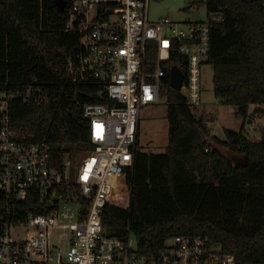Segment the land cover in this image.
<instances>
[{
  "label": "trees",
  "instance_id": "obj_1",
  "mask_svg": "<svg viewBox=\"0 0 264 264\" xmlns=\"http://www.w3.org/2000/svg\"><path fill=\"white\" fill-rule=\"evenodd\" d=\"M69 0H67L68 2ZM211 21L208 63L214 93L237 107L244 124L251 111L264 115V0H203ZM68 15L55 0H0V90L17 91L38 79L49 104L11 103V136L20 143L46 142L62 163L66 154L91 149L84 106L104 102L93 85L71 83L67 62L82 50V37L66 32ZM155 45V44H154ZM149 59H157V50ZM186 57L173 52L168 73L169 141L162 153L144 152L137 139L135 164L125 184L107 198L109 234L130 227L141 252H155L176 235L207 236L240 264L264 262V139L225 130L230 154L208 149L211 129L182 93L171 86L174 66L187 72ZM245 156L248 165L231 154ZM36 201L24 203L34 211Z\"/></svg>",
  "mask_w": 264,
  "mask_h": 264
},
{
  "label": "built area",
  "instance_id": "obj_2",
  "mask_svg": "<svg viewBox=\"0 0 264 264\" xmlns=\"http://www.w3.org/2000/svg\"><path fill=\"white\" fill-rule=\"evenodd\" d=\"M65 1L66 32L82 37L67 62L70 81L95 86L104 102L83 109L91 149L59 163L50 144L11 136V103L49 104L45 82L0 90V264H240L207 236L176 235L144 253L129 226L109 234L103 222L108 196L135 164L142 109L167 100L163 64L173 52L186 57L180 92L190 107L201 105L211 21H153L152 0ZM28 199L34 211L25 210Z\"/></svg>",
  "mask_w": 264,
  "mask_h": 264
},
{
  "label": "rangeland",
  "instance_id": "obj_3",
  "mask_svg": "<svg viewBox=\"0 0 264 264\" xmlns=\"http://www.w3.org/2000/svg\"><path fill=\"white\" fill-rule=\"evenodd\" d=\"M203 0H152L149 6L151 20L169 17L177 22H204L208 20V11L205 6L199 7L195 3ZM214 68L206 63L203 66L202 102L197 108V115H202L211 129L208 137V149L217 148L230 154L223 144L226 139L225 130L236 132L245 125L247 137L255 142L264 139V115L251 111V115L244 124V119L237 115V107L226 104L218 99L214 93ZM168 103L163 100L160 104L144 107L140 113V146L144 152L162 153L166 150L169 141V121L167 118ZM78 156L83 153L78 152ZM235 158H243L235 153Z\"/></svg>",
  "mask_w": 264,
  "mask_h": 264
},
{
  "label": "water",
  "instance_id": "obj_4",
  "mask_svg": "<svg viewBox=\"0 0 264 264\" xmlns=\"http://www.w3.org/2000/svg\"><path fill=\"white\" fill-rule=\"evenodd\" d=\"M57 6L60 8V10L64 11L66 8V1L65 0H55ZM171 86L175 89L180 91L181 87L183 85L184 79H185V73L182 71L178 66H174L171 69ZM235 161L239 164L248 165V159L247 157L243 158H235Z\"/></svg>",
  "mask_w": 264,
  "mask_h": 264
},
{
  "label": "crops",
  "instance_id": "obj_5",
  "mask_svg": "<svg viewBox=\"0 0 264 264\" xmlns=\"http://www.w3.org/2000/svg\"><path fill=\"white\" fill-rule=\"evenodd\" d=\"M141 128V117H140V122H139V129Z\"/></svg>",
  "mask_w": 264,
  "mask_h": 264
}]
</instances>
